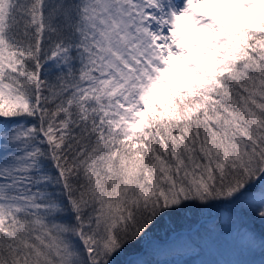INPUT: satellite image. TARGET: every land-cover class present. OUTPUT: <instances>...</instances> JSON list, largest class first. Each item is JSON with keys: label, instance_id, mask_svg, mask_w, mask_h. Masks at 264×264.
Returning <instances> with one entry per match:
<instances>
[{"label": "snow or ice", "instance_id": "obj_1", "mask_svg": "<svg viewBox=\"0 0 264 264\" xmlns=\"http://www.w3.org/2000/svg\"><path fill=\"white\" fill-rule=\"evenodd\" d=\"M189 207L264 264V0H0V264H176Z\"/></svg>", "mask_w": 264, "mask_h": 264}, {"label": "rangeland", "instance_id": "obj_2", "mask_svg": "<svg viewBox=\"0 0 264 264\" xmlns=\"http://www.w3.org/2000/svg\"><path fill=\"white\" fill-rule=\"evenodd\" d=\"M216 218L214 215L210 222L213 223ZM210 229L208 228L200 239L201 249H196L191 255L174 257L170 260L175 261L176 264H237V262L261 264L262 257L259 254L241 255L235 252L228 243L226 229L216 228L211 231ZM213 254L214 256L216 254V260L213 258Z\"/></svg>", "mask_w": 264, "mask_h": 264}, {"label": "trees", "instance_id": "obj_3", "mask_svg": "<svg viewBox=\"0 0 264 264\" xmlns=\"http://www.w3.org/2000/svg\"><path fill=\"white\" fill-rule=\"evenodd\" d=\"M214 209H215V207H210V208L189 207V208L182 209L180 212L175 213L170 217H166L161 222V224L158 226L156 235L160 236V237L163 236V238H166V236L173 230H176L178 228L188 229L200 217L211 216ZM214 215L217 218L215 219V221L213 223H211L210 220H200L194 229L189 230V231H184V232L178 231L175 233H180V234H183V235L191 238L194 242L196 249H201L200 239H201L202 235L205 234V231L208 228L210 229V228H212L213 225L218 224L217 209L215 210ZM259 227L260 226L257 225V229H259ZM256 254H259V253H256ZM213 256H214V254H213ZM215 256H216V254H215ZM215 256L213 257L214 259H215ZM118 259L120 261H124L126 258L125 257H119Z\"/></svg>", "mask_w": 264, "mask_h": 264}, {"label": "water", "instance_id": "obj_4", "mask_svg": "<svg viewBox=\"0 0 264 264\" xmlns=\"http://www.w3.org/2000/svg\"><path fill=\"white\" fill-rule=\"evenodd\" d=\"M215 210H216V208L214 209V211H213V213H212L211 216H202V217H200L199 219H197V220L195 221V223H194L190 228H188V229L178 228V229H176V230L171 231L168 235H170V234H174L175 232H178V231H179V232H184V231H189V230L194 229V228L197 226V223H198L200 220H210V219H212V218L214 217ZM168 235H167V236H168ZM166 238H167V237H166ZM125 258H127V257H125Z\"/></svg>", "mask_w": 264, "mask_h": 264}]
</instances>
